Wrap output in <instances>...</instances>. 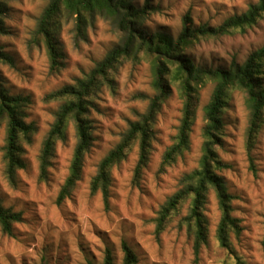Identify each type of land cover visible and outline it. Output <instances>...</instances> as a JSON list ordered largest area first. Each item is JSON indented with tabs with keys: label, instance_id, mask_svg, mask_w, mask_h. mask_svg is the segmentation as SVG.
Segmentation results:
<instances>
[{
	"label": "clouds",
	"instance_id": "9594fccd",
	"mask_svg": "<svg viewBox=\"0 0 264 264\" xmlns=\"http://www.w3.org/2000/svg\"><path fill=\"white\" fill-rule=\"evenodd\" d=\"M5 3L0 53L19 56L0 60V105L19 101L25 167L10 178L5 113L0 264H57L67 244L83 264L93 229L113 264L122 245L131 264H264V0ZM45 30L55 61L29 59Z\"/></svg>",
	"mask_w": 264,
	"mask_h": 264
},
{
	"label": "trees",
	"instance_id": "16d2710c",
	"mask_svg": "<svg viewBox=\"0 0 264 264\" xmlns=\"http://www.w3.org/2000/svg\"><path fill=\"white\" fill-rule=\"evenodd\" d=\"M5 11H6L5 4H0V14L4 15ZM0 33L2 34L6 33L5 27H3L2 24H0ZM43 43L46 47L47 54L50 57H52L53 61H55L53 50L56 48L57 45L53 42L50 33H48L46 30L44 31L43 34ZM0 60L8 61L9 63L11 62L9 58H7L3 53H0ZM18 103L19 101L17 100H9L7 98H4V103L0 105V117H3V115L7 113L8 119L10 120L9 132H8V136H9L8 159H9L10 178H11V174L16 168L23 169L25 167V163L21 159H19V157L16 155V153L21 149H19L15 143V131L17 128L22 127L15 116L16 109L13 107L14 104H18ZM50 148L51 146L49 145V149L46 150V154L50 150ZM142 153H143V148H142ZM141 162H143V155L141 157ZM78 164H79V153H77V163L73 165L74 173L78 171ZM46 173H47L46 168L42 166L41 175L43 178H45ZM212 182L215 183V181ZM62 198L63 195L61 196V199ZM220 199L221 201H223V197H221ZM105 205H106V197H105ZM10 219H14L17 222H22L19 216H14L11 217ZM0 222H2L4 225V231L11 234V226L9 224V218L0 216ZM122 251H123V264H131V261L129 259L128 247L126 245H122ZM103 264H113V257L110 250H106Z\"/></svg>",
	"mask_w": 264,
	"mask_h": 264
},
{
	"label": "rangeland",
	"instance_id": "374dc122",
	"mask_svg": "<svg viewBox=\"0 0 264 264\" xmlns=\"http://www.w3.org/2000/svg\"><path fill=\"white\" fill-rule=\"evenodd\" d=\"M5 7H6V11H5L4 15H7L8 11H9V6L5 3ZM5 30H6V33L4 35H11L12 34L8 29L5 28ZM45 51L47 52L43 41L37 40L36 41V50L35 51H33L32 49L28 50L29 59L42 58L45 54ZM5 56L7 58H9V60L11 62L9 63L8 61H4V60H2V61L7 65H11L12 67H15L14 59H15V57L19 56V52L15 53V56H12V55H5ZM4 78L7 79V77H4ZM44 179H45V181L47 180V173H46V176ZM91 235L93 237H95L96 240L100 241V245L95 246V248H96L95 251H93V249L91 247H86L83 243H79L77 245L79 254L81 256H83V258H84L83 264H88V263L92 264V259H90V257L95 258L101 254V245L103 246L104 258H105L106 250H110V252L112 254L111 249L108 247V244L105 242V236L107 235V233L104 232L103 229H100V230L93 229L91 232ZM88 243L91 244L92 241H88ZM34 251H35V249H34ZM65 251L67 252V255H64V254H58L57 255V257H56L57 264H80V262L75 261V255L73 254L71 244L65 245ZM121 251H122V246H121ZM44 253H45V259H47L48 255H49L47 248L44 249ZM122 253H123V251H122ZM112 257H113V254H112ZM21 264H27V260L23 256L21 257ZM39 264H45V262L42 260L39 262Z\"/></svg>",
	"mask_w": 264,
	"mask_h": 264
}]
</instances>
